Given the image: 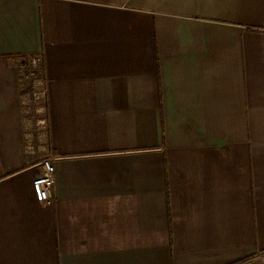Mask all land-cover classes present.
I'll return each mask as SVG.
<instances>
[{
	"label": "crops",
	"instance_id": "0c3cea01",
	"mask_svg": "<svg viewBox=\"0 0 264 264\" xmlns=\"http://www.w3.org/2000/svg\"><path fill=\"white\" fill-rule=\"evenodd\" d=\"M37 55L47 202L23 137ZM245 258L264 264V0H0V264Z\"/></svg>",
	"mask_w": 264,
	"mask_h": 264
},
{
	"label": "built area",
	"instance_id": "2783aa9c",
	"mask_svg": "<svg viewBox=\"0 0 264 264\" xmlns=\"http://www.w3.org/2000/svg\"><path fill=\"white\" fill-rule=\"evenodd\" d=\"M41 55L33 56L31 65H21V85L24 89L23 124L25 149L31 161L40 159L42 173L33 179V189L40 202H47L51 197V189L55 180V163L46 139L47 110L44 104L47 95L46 81L40 71Z\"/></svg>",
	"mask_w": 264,
	"mask_h": 264
},
{
	"label": "trees",
	"instance_id": "16d2710c",
	"mask_svg": "<svg viewBox=\"0 0 264 264\" xmlns=\"http://www.w3.org/2000/svg\"><path fill=\"white\" fill-rule=\"evenodd\" d=\"M27 60H29V58ZM244 260H247V258L241 259L240 261H235L234 263H231V264H240V262L242 263Z\"/></svg>",
	"mask_w": 264,
	"mask_h": 264
}]
</instances>
